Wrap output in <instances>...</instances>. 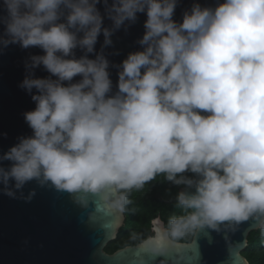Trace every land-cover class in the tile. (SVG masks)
<instances>
[{
	"label": "clouds",
	"instance_id": "1",
	"mask_svg": "<svg viewBox=\"0 0 264 264\" xmlns=\"http://www.w3.org/2000/svg\"><path fill=\"white\" fill-rule=\"evenodd\" d=\"M98 3L3 0L0 45L43 51L25 64L20 87L35 103L23 114L32 135L0 156L11 162L0 166L4 193L15 197L13 189L34 180L85 208L90 194L94 211L115 222L133 189L163 175L184 186L174 197L183 211L166 224L154 218L147 238L133 233L141 249L162 255L198 229L224 231L227 240L250 219L264 230V0L194 2L179 22L177 0H103L110 28ZM137 13L146 14L142 50L114 65L113 90L108 59L88 54L101 33L111 45ZM41 65L48 77L33 75Z\"/></svg>",
	"mask_w": 264,
	"mask_h": 264
},
{
	"label": "water",
	"instance_id": "2",
	"mask_svg": "<svg viewBox=\"0 0 264 264\" xmlns=\"http://www.w3.org/2000/svg\"><path fill=\"white\" fill-rule=\"evenodd\" d=\"M194 2L214 6L218 0H177L173 19L179 22L182 13ZM108 3L111 4L112 0ZM2 5L3 0H0V15L4 14ZM97 8L103 18V27L110 28L112 21L105 15L103 0ZM145 20V13H137L134 22L126 21L112 33L111 45H104L101 33L94 53L88 54L89 58H94L96 53L102 52L108 59L113 90L117 83L114 65H119L128 53L142 50L138 40L145 31ZM3 30L4 25L0 23V33ZM74 51L77 57L83 54L79 48ZM42 54L38 47L25 49L19 44L0 45V156L18 143L19 137L32 135L23 114L32 110L35 103L20 83L28 74L25 64L29 57ZM32 73L36 77L50 75L42 65L32 69ZM79 79L77 76L73 82ZM10 164V161L0 160L2 167L7 168ZM12 183L9 182L10 187ZM3 188L0 184V264H250L241 252L248 245L250 231L259 229L250 219L242 222L236 231L228 232L227 240L224 231L198 229L190 241H177L162 255L141 249L140 242L106 253V243L116 238L124 224V213L113 222L112 213L94 211L92 200L99 203L96 197L87 195L85 198L90 201L85 208L74 201L73 194L58 191L50 184L41 186L34 180L21 190L13 189L15 197L6 195ZM33 189L35 195L31 199L23 198ZM183 189L184 186L178 191ZM92 211L90 219L88 214Z\"/></svg>",
	"mask_w": 264,
	"mask_h": 264
},
{
	"label": "trees",
	"instance_id": "3",
	"mask_svg": "<svg viewBox=\"0 0 264 264\" xmlns=\"http://www.w3.org/2000/svg\"><path fill=\"white\" fill-rule=\"evenodd\" d=\"M182 186H175L166 181L163 175L157 176L142 189H133L129 194L130 203L126 209L129 220L116 236L113 252L128 245H136L140 240L122 241L120 238H131L133 233L141 238L150 236L151 219L160 216L165 223L169 216L182 214V209L175 206V194ZM161 198V199H160ZM167 200V201H164ZM193 232L186 235L180 242H188ZM111 252V253H113ZM250 264H264V230L257 229L248 234V245L241 252Z\"/></svg>",
	"mask_w": 264,
	"mask_h": 264
},
{
	"label": "flooded vegetation",
	"instance_id": "4",
	"mask_svg": "<svg viewBox=\"0 0 264 264\" xmlns=\"http://www.w3.org/2000/svg\"><path fill=\"white\" fill-rule=\"evenodd\" d=\"M177 192H178V190H177ZM161 199V198H160ZM164 201H167V200H164ZM124 215H125V219H124V224H123V226H125L126 225V223H127V221L129 220V212H127V209L125 210V212H124ZM155 217H160V216H155ZM155 217H153L152 219H151V222H152V220L155 218ZM161 218V217H160ZM162 219V218H161ZM165 222V221H164ZM166 224V223H165ZM122 226V227H123ZM151 226H152V224H151ZM151 226H150V234H151ZM121 227V228H122ZM120 228V229H121ZM120 229H119V231H118V233H120ZM118 233H116V235L118 234ZM152 235V234H151ZM118 236V235H117ZM117 238H115V239H113V240H111V241H109L108 243H106V245H105V247H104V251L106 252V253H111V252H113V247H114V243H115V240H116ZM132 238H120V240H122V241H129V240H131Z\"/></svg>",
	"mask_w": 264,
	"mask_h": 264
}]
</instances>
